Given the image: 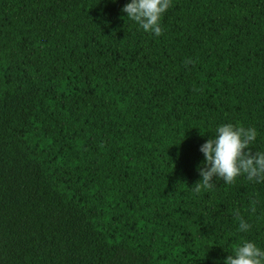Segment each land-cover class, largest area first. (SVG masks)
I'll list each match as a JSON object with an SVG mask.
<instances>
[{
    "label": "trees",
    "instance_id": "trees-1",
    "mask_svg": "<svg viewBox=\"0 0 264 264\" xmlns=\"http://www.w3.org/2000/svg\"><path fill=\"white\" fill-rule=\"evenodd\" d=\"M0 264H264V0H0Z\"/></svg>",
    "mask_w": 264,
    "mask_h": 264
}]
</instances>
